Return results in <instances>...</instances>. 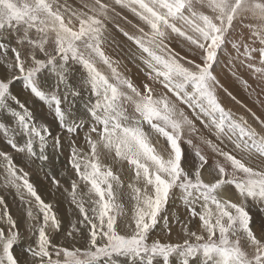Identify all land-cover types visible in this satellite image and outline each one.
Listing matches in <instances>:
<instances>
[{"label":"snow or ice","instance_id":"6c2138e0","mask_svg":"<svg viewBox=\"0 0 264 264\" xmlns=\"http://www.w3.org/2000/svg\"><path fill=\"white\" fill-rule=\"evenodd\" d=\"M114 2L128 7L148 27V31L138 27L139 36L123 33L147 54L142 59L149 70L148 80L192 109L206 128L215 129L217 139L227 138L249 157L264 160V136L247 126L243 117L234 119L222 106L216 86H223L213 74L219 51L239 23L249 32L243 43L246 66L264 75V67L255 63L258 58L264 65V0ZM83 9H69L59 0H0V114H8L13 121L12 126L0 122V135L15 152L41 161L48 160L49 147L59 150L62 137L72 136L69 163L88 187L87 193L78 194L79 185L72 181L71 200L82 219L79 227L73 224L67 232L75 240V234L84 237L81 229L86 230L87 245L54 243L49 229L59 231L61 221L52 204L41 198L13 157L0 150L6 186L17 192L24 189L34 198L37 211L33 212L29 201L27 217L38 222L29 225V236L36 240L26 247L22 260L15 251L23 240L17 222L7 210L0 213V264H170L173 257H179L180 264H264V221L257 235L249 207L264 210V170L209 139L197 137L223 158V163L217 159L209 164L200 146L185 139L186 132L189 136L198 132L194 120L167 93L158 94L149 83L136 86L103 51L105 21L114 9L103 0L84 3ZM177 22H182L183 28ZM172 34L195 49L191 52L195 58L171 47ZM10 37H15L19 47L5 42ZM98 62L107 66L110 75ZM70 64L83 69L81 88L86 87L89 94L83 112L76 105L77 98L82 99L81 90L69 83ZM21 81L24 91L47 106L61 132L53 135L49 125L37 121L26 102L13 93L12 88ZM145 125L165 140L166 148L157 149ZM85 127L87 152L74 139ZM182 143L194 149L197 162L193 165L186 164ZM105 152L126 161L134 173L133 182L127 185L133 202L130 222L116 192L123 182L102 162ZM206 167L210 181L203 176ZM52 183L59 185L54 177ZM229 186L235 189L239 202L227 198L224 189ZM177 196L189 214L188 223L199 219L198 230H189L185 224L182 242L159 238L150 242L157 224L168 222L167 205ZM4 203L0 198V205Z\"/></svg>","mask_w":264,"mask_h":264},{"label":"rangeland","instance_id":"374dc122","mask_svg":"<svg viewBox=\"0 0 264 264\" xmlns=\"http://www.w3.org/2000/svg\"><path fill=\"white\" fill-rule=\"evenodd\" d=\"M80 1L79 0L78 1L77 0L75 1L74 0H59V3L61 5H66L69 9H83L84 3H92V0H80ZM103 2L109 4L111 8L114 9V11H110L109 13V16H110V20H108L109 22L105 21L106 26H107V30L105 32L106 39L102 45V48L105 54L112 61L115 62L114 66L118 68V71L122 73L124 76L130 78L136 86L142 88V85L144 83H149L152 85V87L158 94L167 93V90L162 88L159 84H154L152 81L148 80L146 73L149 70L147 69L146 65L143 63V59H142V58H147V54L144 53L134 43V41L129 40L123 34L124 32H127L132 36H139L140 33L138 31V27H142L145 29V31H148L147 25H145L139 19V17L136 16L135 13H133L128 7H121L120 5L114 4L115 3L114 0H103ZM61 10L63 11V8ZM83 10L87 11V9H83ZM204 11L207 14V10H204ZM65 15L67 16L68 13H65ZM247 22L248 21H245V23ZM177 26L183 28L182 22H177ZM173 36L174 34H172V38ZM248 36H249L248 30L246 28H241L239 23H237L233 31L230 33L229 39L223 45L222 49L219 51L217 61L213 66V74L216 76L217 80L220 82V85H222L223 87L216 86V94L222 106L226 110H230L232 112L234 119H236L237 121H240V118L243 117L244 120L247 122V126H250L252 129H255L256 133L259 136H264V124L261 123L262 121H264V75H261L260 73H256L251 68L246 66L247 62L244 61V56H243V52H244L243 43L247 42ZM5 42L8 43L10 47H19L17 46L16 40L14 37H10ZM171 47L175 49V51L179 52L181 55L188 56L189 58H195V57H192L191 55V52L195 51V49L185 40L181 47V50L183 52L179 51L180 48L178 46H176L178 48H175L171 44ZM190 47L191 49H189ZM20 50L24 52L25 48L21 47ZM12 57H13V54L11 53V51H9L8 58L11 59ZM255 63L257 67H264V65H260L258 63V58H257V61H255ZM97 66L105 74L110 75V70L107 68V66L99 62ZM81 70H82V67L80 65L70 64L69 83L73 86L75 83V87L81 90L82 99L85 98L84 101L86 102L87 97L89 95L88 92L86 91L87 89L85 87L81 88V80H78L76 78L77 76L74 77L75 81L73 78L74 75H79ZM0 71H3V69H0ZM72 80H73V83L71 82ZM230 81L239 85V88H240L239 92L244 93L245 96H246L245 94V90H246L250 99H248L247 96L246 98L245 96H241V97L240 95L238 96L237 95L238 92L233 87H231V85L229 84ZM241 85H242V88H241ZM224 89H227V93H231V96H229L224 91ZM83 90L85 93L82 92ZM188 90L191 91V89H188ZM12 91L14 94L19 95L20 97L27 98V99L22 98L26 100L27 102L30 101L32 104L35 103L36 113L34 114V117L39 122H46L49 125V127L52 129L53 135H56L62 131L61 129L57 127V124L54 121V117L52 113L48 110L47 106L44 105L42 102L33 98L28 92L22 89V81L17 82L12 88ZM167 95L174 103H176L179 109H183L185 114L189 118L194 120L195 126L198 129V132L191 136H189L186 132L185 139H191L194 144H197L200 146L202 153L206 157H208L209 164H212L217 159H219L220 162L223 163V158L218 157L208 145L203 144L201 140L198 139L197 137L209 139L214 144L222 148L223 150L229 151L233 155L237 156V158H240L245 163H248L250 166L258 167L261 170H264V160H262L259 157H255V156L249 157L246 153L241 152L240 150L236 149L235 144L230 142L227 138L222 137L221 139H217L214 128H206L199 119H196V117L193 114L192 109L188 108L185 104L177 100L176 97L172 95L171 93H167ZM232 97H235V99H232ZM80 99L81 98H77L76 104H78V101ZM27 102L26 104H28ZM12 106L16 107L15 104H12ZM10 118L11 117L6 113L0 114V122L9 124L10 122H13L12 119ZM204 119L207 120L206 117ZM144 127H145V131L149 132V135L151 136L152 141L155 144V146L159 147L158 150L162 151L164 148L167 147V144L163 138L158 137L154 132H152L149 129L147 125H145ZM81 130L82 131H80L79 134L74 137V139H75L76 145L83 148L87 152L88 147H87V144L85 143L84 136L87 133L88 128L85 127ZM71 139H73V137L68 136V135H65L64 137H62V147L59 149V152H57L58 162L56 163L55 167L49 168V167H46L45 165V169H48L49 171L44 172L43 171L44 164H42L43 166H41L42 167L41 171L43 172V174L39 175L40 173L33 172V174L35 173L40 178V182L34 181L36 182L35 183L36 186H38V188L41 189V191L47 192V198L51 202H47V201L46 202L50 204L54 203L52 206L54 209L53 211L55 213L61 212L62 209H64V208H60L62 204L65 205L66 203L67 204L72 203L71 198L66 197L64 193L66 191L71 190V184L73 180H76L77 184L81 188L82 193L83 192L87 193L88 191V187L79 180V178L75 174L74 169H72L69 163V157H70L69 140ZM49 142L51 143V139L49 140ZM182 147L184 149L185 156H186V164L193 165L194 163H196L197 161L194 156V149L191 146H189L187 143H182ZM0 150L7 151L9 154L15 152L7 145L6 138L3 137L2 135H0ZM101 160L108 161L106 162L107 165H110L112 167L113 172L117 173L120 176V179L122 182L123 180L125 181L123 183V188H117L116 192L118 196V202L122 203L124 205V208L127 210L129 208L128 203L132 205L133 202L130 199V190L128 189L125 183L133 180L134 173L130 170V166L128 165L126 161H119L118 159L114 157V154L110 155L106 152L102 153ZM22 167L21 168L24 169L27 173L30 172V167L27 168L25 163H23ZM203 173L207 175V178H209L210 180L212 179V177L209 175V171L207 167L205 168ZM53 177L59 181L58 186L53 185L52 183ZM125 178H127L128 180ZM5 181H6V178L3 180V182H0V184L2 185L3 183H5ZM226 188H228L227 193L233 197V199L231 200L235 202H239L240 198L238 194L236 193L235 189H230L229 187H226ZM41 191L38 192L40 196L41 194H43V192ZM11 195L14 196L12 201L6 200V199L5 201L11 202V204L14 206L15 201L18 200L20 192H17V190H15L14 193L6 192L1 197L7 198L8 196H11ZM17 205H19V201ZM17 205H15L16 206L15 215L17 216V220H18L17 227L21 233V236L24 237V242H25L27 238L29 237V235L23 236L22 234L24 235L27 234V228L29 227L28 225L29 220H20L21 216L26 218L27 212L24 209H20ZM73 206L77 208L75 204H73ZM249 207L253 215L252 225L254 224L260 225L261 221H264V210H258L257 207L253 205H250ZM165 215H167L168 217V222L165 223L164 220H161L160 223L157 224V226L151 232L150 242L152 239H155V238H159L162 241H171L173 243L182 242L183 239H185L183 235V226L185 224H187L188 228H194V231L198 230L199 228L200 222L198 218L192 219L191 223H188L190 219L189 214L184 204L182 203V201L178 198V196L173 197L169 200ZM130 217H131V214L128 213V217H126L125 219H128L130 222ZM72 219L73 218L70 217L65 222L61 223V227L59 231L49 229L53 237V242L57 244L64 243L63 245L65 246H75V247L83 248L87 245L86 230H81V231H85V236L82 238L79 234H75L76 241H74V243L70 244L69 240H67L68 239L67 232L72 231V225L74 224L73 222H71ZM169 229H170V234H169ZM121 231H125L123 229V225H121ZM244 243L245 241L241 240V244L243 245ZM25 249L26 247H17L16 254L20 256L22 260L24 259ZM170 264H180V258L179 257L171 258Z\"/></svg>","mask_w":264,"mask_h":264},{"label":"bare ground","instance_id":"6f19581e","mask_svg":"<svg viewBox=\"0 0 264 264\" xmlns=\"http://www.w3.org/2000/svg\"><path fill=\"white\" fill-rule=\"evenodd\" d=\"M75 1V0H74ZM78 1V0H77ZM80 1V0H79ZM81 2V1H80ZM104 2H106V1H104ZM110 2V1H109ZM108 2V3H109ZM113 2V1H112ZM72 3V2H71ZM77 3V2H76ZM112 4V3H111ZM115 4V3H114ZM117 6V5H116ZM113 7V6H112ZM122 7V6H121ZM116 8V7H115ZM117 9V8H116ZM115 9V10H116ZM120 11V10H119ZM127 11V10H126ZM116 13V12H115ZM123 13V12H122ZM112 16V15H111ZM109 22V21H108ZM111 26V25H110ZM15 38V37H14ZM183 42H184V39L183 38H181V37H177L175 34H174V36H173V38L171 39V44L173 45V47H175V48H180L179 49V51H181V52H183L182 50H181V47H182V44H183ZM187 45V44H186ZM18 46V45H17ZM176 46H178V47H176ZM184 46V45H183ZM187 48V47H186ZM189 49H191V47L189 48ZM185 53V52H184ZM221 56H222V54H221ZM82 74H83V69L80 71V73H79V75H74L73 76V78L75 77V76H77L76 78L78 79V80H81L82 79ZM236 77V76H235ZM77 80V81H78ZM250 80V79H249ZM74 81H75V78H74ZM72 83H73V80L71 81ZM78 83V82H77ZM230 85H231V87H233L238 93H237V95L239 96L240 95V97L241 96H245L244 95V93H242V92H239V90H240V88H239V85H237V84H235V83H233L232 81H230V83H229ZM74 86H75V83H74ZM86 88V87H85ZM241 88H242V85H241ZM87 91V90H86ZM82 92H84V90L82 91ZM85 93V92H84ZM245 94H246V96L248 97V99H250L249 98V96H248V93H247V91L245 90ZM87 95V94H86ZM19 96V95H18ZM246 96H245V98H246ZM255 97V96H254ZM19 98L21 99V101H24V102H27L26 100H24V99H27V98H25V97H20L19 96ZM22 98H24V99H22ZM87 99H88V97H87ZM29 100V99H28ZM85 98H83V99H80L79 101H78V104H76L77 105V107L80 109V111L81 112H83V104L85 103ZM30 102V101H29ZM29 102H27L28 104H27V106L29 107V109L33 112V115L36 113V109H35V103H29ZM37 116V115H36ZM9 119V118H8ZM10 119H12V118H10ZM12 124H13V122H10L9 123V126H12ZM82 131V130H81ZM72 137V136H71ZM80 137V136H79ZM50 143V142H49ZM64 143V142H63ZM51 144V143H50ZM79 147V146H78ZM79 148H81V147H79ZM159 147H157V149H158ZM83 149V148H82ZM84 150V149H83ZM85 151V150H84ZM57 152H59V150H53L51 147H49L48 148V150H47V155H48V160H46V161H41V160H39V159H37V158H30V157H28L26 154H24V153H17V152H13V153H11L10 155L13 157V160H14V162H15V164L17 165V167L18 168H21L22 167V165H23V163H25L26 164V166H27V168L28 167H30V172H28V179H29V181L34 185V187L36 188V190H37V192H39V191H41V189H39L38 188V186H36V182H40V178L34 173L33 174V172H36V173H40L39 175H41V174H43V172L41 171V166H43L42 164H44V166H43V168H44V172L46 171H49L48 169H45V165H46V167H49V168H51V167H55V165H56V163L58 162V155H57ZM86 152V151H85ZM38 161H40V162H38ZM102 162H104V163H106V162H108V161H104V160H102ZM60 163V162H59ZM3 163L2 162H0V182H3V180L6 178V176H5V172H4V167H3V165H2ZM1 165H2V167H1ZM21 167H20V166ZM106 165H107V163H106ZM23 168V167H22ZM26 168V169H27ZM28 170V169H27ZM51 170V169H50ZM23 171L24 172H26L24 169H23ZM54 171V170H53ZM61 173V172H60ZM59 175V174H58ZM57 175V176H58ZM124 175V174H123ZM122 175V176H123ZM126 175V174H125ZM203 176H204V179L206 180V181H210V179L209 178H207V175L205 174V173H203ZM132 178V177H131ZM125 179H127V178H125ZM128 180V179H127ZM131 180V179H130ZM34 181H36V182H34ZM125 181L123 180V183H124ZM131 182H133V180H131L130 182H127V183H125L126 185H128L129 183H131ZM229 188L230 189H234L233 187H230L229 186ZM227 189L228 188H225L224 189V192H225V194H226V196H227V198H229V199H233V197L231 196V195H229L228 193H227ZM16 189L14 188V187H11V186H6V183H3L2 185L0 184V198H2L1 196L4 194V193H6V192H10V193H14V191H15ZM78 194H83V193H85V192H81V188L79 187L78 188ZM126 191V190H125ZM125 191H124V193H125ZM41 192H43V194H41V198L46 202H51L48 198H47V192H44V191H41ZM40 192V193H41ZM55 193V192H54ZM70 193H71V190L70 191H66L65 193H64V195L66 196V197H68V198H71V195H70ZM62 194V193H61ZM60 194V195H61ZM231 194V193H230ZM21 197H23V199H21ZM55 197H56V195H55ZM14 198V196H8L7 198H3V200L5 201V199L6 200H10V201H12V199ZM63 199V198H62ZM18 201H19V205H17V203H18ZM29 201H31V203H32V206H33V212L34 213H36V208H35V201H34V198H32V197H30L29 195H28V193H27V191L26 190H24V189H21L20 190V195H19V197H18V200L17 201H15V205H17L20 209H24V210H26V212H27V208L29 207ZM55 201V200H54ZM85 201H87V197H85ZM14 202V201H13ZM56 202V201H55ZM54 204V203H53ZM52 204V205H53ZM129 205H128V209H127V212L129 213V214H131V209H132V205L130 204V203H128ZM9 205H10V207H9ZM13 206L12 204H11V202H9V201H5V203L3 204V205H0V213H3V211H5V210H7V212L13 217V219L17 222V224H18V220H17V216L15 215V209H16V206ZM85 207H89V205L87 204V202L85 203ZM60 208H64V209H62V211L61 212H57L56 213V215H57V217H58V219L61 221V223H63V222H65L68 218H70V217H72L73 219L71 220V222H73L74 224L75 223H77V225H78V227H79V224H78V221L79 220H81L82 219V216L80 215V213H79V210H78V208H75L74 206H73V203H71V204H62V206L60 207ZM54 210V209H53ZM65 211V212H64ZM64 212V213H63ZM258 214V213H257ZM41 219H42V216H41ZM20 220H29V218L26 216V218H24V217H20ZM37 221H30L29 220V223H28V225H37ZM260 225H252V227H253V230L257 233V235H259L260 234V227H259ZM29 228V227H28ZM28 228H27V234H22L23 236H28L29 235V232H28ZM196 229V228H195ZM81 230H84V229H81ZM189 230H192V231H194V228H189ZM78 238V237H77ZM82 238V237H81ZM84 239V238H83ZM36 240V236H29L28 238H27V240L24 242V237H23V240H22V242L20 243V246H18V247H27V246H30V245H33L34 244V241ZM67 240H69V243L70 244H72V243H74V241H76V239L75 240H73V239H71V238H69L68 237V239ZM81 240V239H80ZM64 244V243H63ZM17 251V250H16Z\"/></svg>","mask_w":264,"mask_h":264},{"label":"crops","instance_id":"0c3cea01","mask_svg":"<svg viewBox=\"0 0 264 264\" xmlns=\"http://www.w3.org/2000/svg\"><path fill=\"white\" fill-rule=\"evenodd\" d=\"M18 246H20V244H19ZM18 246H17V247H18ZM17 247H16L15 251L17 250Z\"/></svg>","mask_w":264,"mask_h":264}]
</instances>
